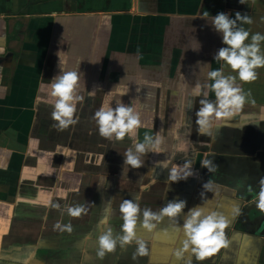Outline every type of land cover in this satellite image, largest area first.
<instances>
[{
    "label": "crops",
    "instance_id": "1",
    "mask_svg": "<svg viewBox=\"0 0 264 264\" xmlns=\"http://www.w3.org/2000/svg\"><path fill=\"white\" fill-rule=\"evenodd\" d=\"M217 12L246 13L252 23L244 27L264 34V0H0V264H264V212L255 207L264 176V67L241 83L250 98L238 113L212 136L196 132L199 98L191 90L222 63L213 60L222 46L210 25ZM57 50L68 53L66 69L81 60L83 73L77 122L64 129L41 87L58 72ZM118 83L128 92L114 100L138 98L149 125L138 138L157 130L164 138L163 151L144 154L136 169L123 165L131 141L101 137L92 118ZM185 160L193 175L171 182L170 168ZM207 160L214 171L203 167ZM137 197L153 211L173 199L186 201L184 211L199 204L218 211L228 246L203 262L189 253L177 260L183 234L165 217L151 232L137 224L148 256L133 260L131 244L98 258L109 201V226L118 232L119 203ZM78 205L86 211L70 216L67 208Z\"/></svg>",
    "mask_w": 264,
    "mask_h": 264
},
{
    "label": "clouds",
    "instance_id": "2",
    "mask_svg": "<svg viewBox=\"0 0 264 264\" xmlns=\"http://www.w3.org/2000/svg\"><path fill=\"white\" fill-rule=\"evenodd\" d=\"M242 0H240V3ZM204 15L209 16L207 12ZM211 17V29L219 35L222 46L218 48L213 56L214 61H220V67L207 72V79L197 82L191 90L192 97L196 100L198 107L195 111L196 132L202 136H212L213 130L218 129L225 119L233 117L238 113L250 98V93L245 92L241 83L251 82L257 78V69L264 67V34L251 32L245 28V24H251L252 19L248 14L235 12L230 16L227 12H217ZM58 72L50 78L47 84L41 85L46 90L43 102L51 105V118L55 121L57 128H68L77 122L75 113L77 103L82 100L78 94L79 81L83 78V73L79 70L81 60L75 61V68L66 69L69 62L68 53L57 50ZM227 66L229 72L224 73ZM143 84L144 81H138ZM103 94L100 106L93 113V119L97 126L98 134L107 140L121 141L125 137L131 141L123 154V165H128L133 169L142 166L141 157L146 153H160L163 151L162 130H157L154 134L147 131L143 133L142 139L138 138L141 128L149 127L141 119V104L137 98L136 103L131 100L125 104L119 100H114L116 96L127 94V87L119 86V83ZM95 88L89 95H95ZM211 95L214 99H210ZM40 99L39 97L37 98ZM114 104V106H113ZM188 107H193L190 101ZM179 127V124H177ZM175 135V133H173ZM192 163L185 160L181 165H174L169 170L168 179L171 182L184 180L193 175ZM203 167L208 172L214 171L216 165L212 160L203 162ZM155 181L153 180L152 183ZM144 187H147L145 185ZM208 181L202 185L203 190L207 189ZM203 199L202 192L200 193ZM186 201L183 199L169 200L157 211L149 207L141 208L138 197L135 199H123L119 203L118 212L120 220L119 231L114 232L109 226V214L111 202L109 201L106 214L98 225V234L95 237L96 256L103 258L106 253L113 252L117 246L124 249L126 246L134 244L135 250L132 259L149 255V247L145 240L136 235L137 224L146 231H153L158 224L167 217L174 232H181L183 240L180 247L174 251L173 255L177 260L183 258L185 253L194 256L198 262L216 255L222 248L229 244L226 238L225 229L228 221L223 214L216 210L205 211L199 205H195L184 211ZM255 207L264 212V176L260 177L259 190L255 193ZM86 211L83 205L75 207L69 206L67 212L70 216H79ZM61 231L71 232L70 224H57ZM188 264H191L189 261Z\"/></svg>",
    "mask_w": 264,
    "mask_h": 264
}]
</instances>
